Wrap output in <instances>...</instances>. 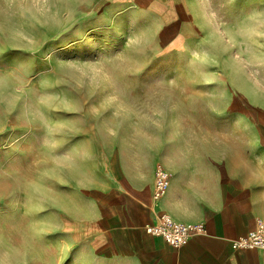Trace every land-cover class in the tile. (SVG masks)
I'll return each mask as SVG.
<instances>
[{"label": "rangeland", "instance_id": "rangeland-1", "mask_svg": "<svg viewBox=\"0 0 264 264\" xmlns=\"http://www.w3.org/2000/svg\"><path fill=\"white\" fill-rule=\"evenodd\" d=\"M148 1L0 0L1 237L43 246L54 212L75 189L68 179L108 164L120 145L135 156L133 166H148L140 145L147 136L160 145L174 136L191 177L199 163H225L217 148L226 130L225 80L211 56L222 52L226 28L243 52L242 38L259 42L263 27L254 18L224 24L218 0L216 39L211 0ZM251 71L263 85L264 69ZM244 168L228 179L264 208V186Z\"/></svg>", "mask_w": 264, "mask_h": 264}, {"label": "crops", "instance_id": "crops-1", "mask_svg": "<svg viewBox=\"0 0 264 264\" xmlns=\"http://www.w3.org/2000/svg\"><path fill=\"white\" fill-rule=\"evenodd\" d=\"M156 1L161 0L148 2ZM217 3L210 2L211 37L216 39ZM222 3L226 7L224 24L239 18L245 26L247 19L254 18L264 30V0ZM221 38L222 52L214 51L211 61L215 73L225 80L221 99L225 114L220 119L226 130L220 132L217 144L224 149L219 154L227 156L225 163H199L193 166L197 173L191 177L179 162L181 153L174 136L163 145L153 135L139 143L148 166H133L135 156L122 153L120 145L121 152H115L108 164L88 166L81 178L68 179L75 189L67 196L65 208L54 212L43 246L35 243L27 249L23 243L0 236V264H264V250H234L231 246L232 240L254 228L257 219L264 220V208L251 205L242 189L228 179L229 171L251 166L256 173L251 180L264 186V84L250 76L251 69H264V37L257 43L242 38L249 47L243 52L237 51L239 43L230 28L221 32ZM213 122L217 124V116ZM234 124H241L242 129L234 130ZM133 147L131 143L124 150ZM214 154L219 155L211 152L212 157ZM230 155L240 158L234 163ZM156 164L172 177L165 195L154 201ZM160 214L184 224L202 223L204 232L190 235L181 247L173 248L144 229Z\"/></svg>", "mask_w": 264, "mask_h": 264}, {"label": "built area", "instance_id": "built-area-1", "mask_svg": "<svg viewBox=\"0 0 264 264\" xmlns=\"http://www.w3.org/2000/svg\"><path fill=\"white\" fill-rule=\"evenodd\" d=\"M171 177V172L164 169L162 165L156 164L152 191L154 201L165 195ZM144 229L151 236L161 238L173 248L181 247L190 235L204 232L202 223L184 224L176 222L168 214L158 215L156 220L145 226ZM231 246L234 250L254 248L264 250V220L257 219L254 228L244 236L232 240Z\"/></svg>", "mask_w": 264, "mask_h": 264}]
</instances>
